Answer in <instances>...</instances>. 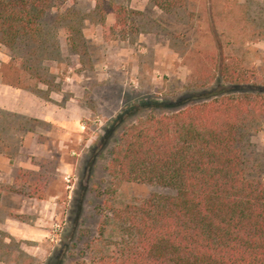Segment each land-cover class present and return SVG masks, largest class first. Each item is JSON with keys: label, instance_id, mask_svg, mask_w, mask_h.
Returning <instances> with one entry per match:
<instances>
[{"label": "rangeland", "instance_id": "1", "mask_svg": "<svg viewBox=\"0 0 264 264\" xmlns=\"http://www.w3.org/2000/svg\"><path fill=\"white\" fill-rule=\"evenodd\" d=\"M96 1L77 0V7L91 14ZM111 1L142 12L131 19L142 32L122 37L89 20L84 34L93 68L82 69L79 57L69 54L63 30L61 58L50 63L58 83L72 84L81 74L79 81L88 89L84 100L90 114L70 125L68 139L58 138L52 124L0 109L4 156L24 158L28 132L41 135L39 147L29 153L34 168L14 166L5 181L0 178L5 186L0 264H119L114 244L120 240L119 224L108 219L107 202L119 207L154 193H172L158 185L117 184L108 174L109 154L124 126L190 104L192 93L221 82V62L264 83V0H188L171 13L149 0ZM142 33L147 40L140 41ZM121 49L126 50L116 54ZM9 60L10 52L0 45V66ZM119 115L123 119L115 121ZM253 140L264 151V127ZM20 226L32 230L30 238L10 234Z\"/></svg>", "mask_w": 264, "mask_h": 264}, {"label": "trees", "instance_id": "2", "mask_svg": "<svg viewBox=\"0 0 264 264\" xmlns=\"http://www.w3.org/2000/svg\"><path fill=\"white\" fill-rule=\"evenodd\" d=\"M69 1L0 0V45L10 52L0 66L4 84L50 100L60 88L50 63L61 58V30L82 69L93 68L87 21L105 26L115 14L110 31L122 37L142 32L131 24L143 14L138 10L97 0L85 14L77 0L66 6ZM149 1L166 13L188 2ZM219 72L221 82L192 93L190 104L126 125L115 141L106 170L117 184L172 192L119 207L107 202L108 219L119 224V264H264V151L253 140L264 127V83L225 62ZM4 188L0 182V198Z\"/></svg>", "mask_w": 264, "mask_h": 264}, {"label": "crops", "instance_id": "3", "mask_svg": "<svg viewBox=\"0 0 264 264\" xmlns=\"http://www.w3.org/2000/svg\"><path fill=\"white\" fill-rule=\"evenodd\" d=\"M130 6L133 7L134 5ZM115 23L116 17L114 14H108L105 26L112 27ZM87 24H89V22H87ZM96 25H98L101 30L105 27L102 24ZM143 36L144 39L142 38ZM140 37L142 38H140V41L148 39L146 34L143 33L140 34ZM103 41L107 43L108 40L107 38H103ZM65 45L67 48L66 42ZM124 50L126 49H121L117 51L116 54H123ZM111 55L112 54L107 55V57H110ZM96 67L97 66H95V68ZM82 77L81 74L78 75L72 84L67 82L60 84L58 90L50 92V100H46L28 90L4 84L0 77V109L34 119L38 122L52 124L60 133L58 138L61 140L68 139L70 135V125L76 124L81 118L90 114V108H88L86 101L84 100V96L88 89L84 83L82 84L81 81H79ZM86 77L87 79H90L88 76ZM67 80L69 81L70 77H67ZM40 87L44 90L47 89V86L45 85H41ZM40 137L41 135L39 133L33 131L28 132L23 147L28 150V153L24 155V158L11 159L0 153L1 181H5V178L9 176V172H12V167L14 166H20L28 170L34 168L29 153L32 152L34 148L39 147ZM9 181L10 180H8V182ZM31 231L32 230H29L27 226H20V228L12 227L10 234L20 238H30L29 232L31 233Z\"/></svg>", "mask_w": 264, "mask_h": 264}]
</instances>
